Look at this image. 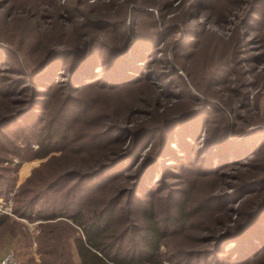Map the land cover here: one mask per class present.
I'll use <instances>...</instances> for the list:
<instances>
[{"label": "rangeland", "instance_id": "1", "mask_svg": "<svg viewBox=\"0 0 264 264\" xmlns=\"http://www.w3.org/2000/svg\"><path fill=\"white\" fill-rule=\"evenodd\" d=\"M7 116L0 259L79 264V228L13 213L30 178L108 214L125 252L148 213L165 236L145 264H264V0H0Z\"/></svg>", "mask_w": 264, "mask_h": 264}, {"label": "trees", "instance_id": "2", "mask_svg": "<svg viewBox=\"0 0 264 264\" xmlns=\"http://www.w3.org/2000/svg\"><path fill=\"white\" fill-rule=\"evenodd\" d=\"M126 54H128V51H125L122 55ZM13 119L14 117L12 116L3 117L0 120V129H2L7 123L13 121ZM49 134H51V132H49ZM38 138L39 137L35 135H31L29 137H25V141L27 143H39ZM4 148L5 147L0 148V151L4 152ZM107 153L108 152H105L103 157L109 158V155H106ZM119 159L120 158L114 160L112 163H118ZM0 163L2 162L0 161ZM98 164L99 160L94 163L96 166ZM110 167L111 166H104L93 173L80 175L79 181L83 182L94 179ZM147 167L148 166L146 165L144 170ZM71 175L75 176L76 174L68 173L64 175V178L60 177L56 179V181H52V186L49 188L46 187V189H48L47 191L54 189V184L56 182L70 178ZM140 175H138V178H140ZM29 180H27L25 184L21 185V188L16 191L13 213L18 217L27 220L38 219L44 223H53L52 225L47 226L41 224L42 227H53L52 231H55L56 229L57 231L60 230V226L65 224L66 228L70 232L68 234L70 237L74 236L76 228H79V233L73 240L79 264H145L152 262L154 259H158L160 244L165 234L157 226V224L154 223L148 213L144 214V218L147 223L145 227L140 230L141 234L139 246L135 251L133 250L132 253H129V251L125 252L116 244L115 237L112 235L113 233L110 229L108 214L105 215L104 212L96 214L89 212L86 216V214H84L86 213V208L82 207L81 204H70L68 202V198L66 199L59 196L53 200V205H49L52 197L55 196L52 194L48 197L45 193L46 191L44 192L42 189L37 192L31 190L29 188L31 183ZM14 182L15 181L13 180L4 178L3 175L0 174V195L6 196L8 193L12 192L14 189ZM4 218L5 217L3 216L0 217V224L4 222ZM228 237L232 236L228 235ZM224 238L227 239V236ZM226 239H219V241H224ZM40 244H42V241H40ZM44 250L43 246V250L41 251L44 252ZM251 257H253V255H249L248 257L245 255V257L243 256V259L246 258L247 261Z\"/></svg>", "mask_w": 264, "mask_h": 264}, {"label": "built area", "instance_id": "3", "mask_svg": "<svg viewBox=\"0 0 264 264\" xmlns=\"http://www.w3.org/2000/svg\"><path fill=\"white\" fill-rule=\"evenodd\" d=\"M0 264H16L15 255L13 253L7 254L2 260H0Z\"/></svg>", "mask_w": 264, "mask_h": 264}, {"label": "crops", "instance_id": "4", "mask_svg": "<svg viewBox=\"0 0 264 264\" xmlns=\"http://www.w3.org/2000/svg\"><path fill=\"white\" fill-rule=\"evenodd\" d=\"M0 260H2V259H0Z\"/></svg>", "mask_w": 264, "mask_h": 264}]
</instances>
